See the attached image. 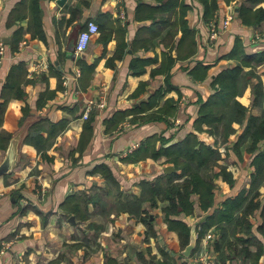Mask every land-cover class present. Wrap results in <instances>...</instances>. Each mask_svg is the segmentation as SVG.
Instances as JSON below:
<instances>
[{
    "label": "crops",
    "instance_id": "0c3cea01",
    "mask_svg": "<svg viewBox=\"0 0 264 264\" xmlns=\"http://www.w3.org/2000/svg\"><path fill=\"white\" fill-rule=\"evenodd\" d=\"M19 1L0 0V43L4 44L0 63V93L9 68L24 61L28 80L22 87L27 96L25 99H10L0 130L17 133L34 116H47L53 122L67 119L68 124L49 140L44 156L34 145L18 143V155L11 171L0 176V264H48L58 257L60 264H143L139 254H143L147 261L154 256L153 264L159 260H167L168 264H193L195 252L202 245H211L217 259L218 253L212 242L222 237L221 228L226 227L229 240L234 241L236 236L246 237L243 230L237 228L234 231L233 224L225 223L213 224L203 232L202 222L216 207L222 205L226 197L234 196L243 189L248 191L254 171L252 154L245 150V144L242 157L239 158L225 144L223 147L220 142L215 144V137L211 133L206 130L196 132L193 120L199 99H205L213 92L211 81L215 74L227 65L236 63L234 59L226 58L236 38L242 41L247 53L264 50V22L253 27L241 23L237 17V5L248 3L247 0H233L228 4L220 1L216 12L218 35L212 41L207 39L208 27L202 19V6L192 1L193 6L188 10L187 19L196 30L197 51L191 59L175 62L170 79L173 87L159 101L161 105L167 97L176 100L185 97L184 106H178L175 112V117L180 119L178 125L173 122L172 115L168 121L142 123L131 120L132 112L142 101H146L157 88L166 87L165 72L152 70L159 67L162 51L169 50V45L163 39L168 27L149 47L134 50L129 43L139 27L150 26L153 22L152 18L143 21L135 18L134 10L138 0H39L45 39L30 36L27 30L28 18L13 24L7 23L10 11ZM227 6H232L235 14L223 26ZM72 12L74 18L71 19ZM88 20L104 24L105 31L111 32V39L104 44L98 32L89 40L82 54L76 57L70 46L74 45L79 31L86 27ZM17 29L22 30V37L18 49L12 50L10 44ZM116 33L123 35L127 46L120 51V56L115 57ZM81 57L88 63L97 61L89 85L81 88L80 76L72 85L71 81L65 85V75L71 74L76 68H80L81 73L78 63ZM134 57L148 60L145 72L132 74L129 63ZM107 60H113L115 66H109ZM197 62L211 65L205 78H194L190 74L189 70ZM255 72L264 85V61L256 64ZM256 81L253 78L237 98L249 107V114L258 115L264 108V100L260 106L252 105V89ZM141 82H145V85L138 94L133 95ZM49 89H56L55 95L42 106H37L40 93ZM2 100L0 95V102ZM89 101L91 107L87 116H84ZM24 106L31 113L28 118L22 116ZM117 110H128L129 114L115 127L111 128L110 125L107 129L105 120ZM91 112L92 133L86 145L79 148L83 124ZM233 125L236 132L229 137L230 145L242 130L239 123L234 122ZM191 130L204 142L218 147L221 158L217 164H226L232 173L233 183L229 184L220 175H213V205L208 210H202L198 196L193 195V212L172 216L185 220L190 225L191 236L195 232L197 237V247L192 254L180 256L182 248L177 234L164 223L162 207L167 204V199L155 196V204L149 199L136 201L142 192V182L154 183L157 178L164 177L166 167H173L172 163L167 161L165 155L137 161L126 160L130 152L126 149L136 141L139 144L135 148L139 147L153 133L170 138L164 144L170 145ZM160 144L157 141L156 147ZM260 145L263 148L264 142ZM5 151L0 146V161ZM102 164L112 170L118 183H109L96 171L95 168ZM217 164L206 171L205 176L210 178L212 172L218 171ZM259 191V199L263 202L264 182ZM81 192L90 198V202L87 204V219L79 221L73 213L65 215L60 204L69 194ZM36 207L44 213L51 212L46 221ZM146 214L154 219L156 237L146 234L147 227L142 219ZM70 215H74L75 223L69 220ZM250 219L253 223V237L262 245L261 255L254 264H264V224L260 209ZM208 232L213 233L211 240L207 239ZM248 246L250 251L257 249L256 242ZM252 263L250 257L241 256H234L227 261V264Z\"/></svg>",
    "mask_w": 264,
    "mask_h": 264
},
{
    "label": "trees",
    "instance_id": "16d2710c",
    "mask_svg": "<svg viewBox=\"0 0 264 264\" xmlns=\"http://www.w3.org/2000/svg\"><path fill=\"white\" fill-rule=\"evenodd\" d=\"M192 1H197L202 6V19L207 25L217 12L220 1L230 3L233 0H138L134 16L137 20L153 19L150 26H141L130 40V44L136 50L140 47H149L154 44V40L163 35V31L168 27L164 35L166 45L169 50L162 51V60L156 70L152 72H165L166 87L157 88L146 101L134 109L131 120L140 121L142 123L149 121H168L169 116L175 117L178 108V99L167 97L161 105L159 101L165 92L172 88L171 70L176 61L191 59L197 51L196 30L189 25L187 19L188 10L193 6ZM248 3H240L237 5V17L241 23L253 27H257L264 22V0H247ZM28 18L27 30L32 38L45 39L42 25V14L39 0H20L17 5L10 11L7 17V23L13 24ZM74 18L72 12L71 19ZM161 26H158V24ZM99 25V24H98ZM99 39L104 43L111 39V32L105 31L104 24L99 25ZM124 33V30L123 32ZM179 35V36H178ZM178 36V38H177ZM22 37V30L14 31V37L11 41V49L16 50L19 40ZM117 41L116 56H120V51L127 46V42L123 39L122 34H115ZM176 38V40H175ZM226 58L234 59L235 64L227 65L218 71L211 81L213 92L205 99H199V105L196 117L193 120L194 130L196 132L206 130L215 137V144L220 142L225 144L227 148H231L239 158L242 157V148L252 154L251 164L254 171L251 176V183L247 190H241L234 196L226 197L220 207H216L212 213L207 215L206 220L202 222V231L207 230L211 225L233 224L234 231L237 228L243 230L246 237L236 236L235 240L227 238L226 227L222 229V237L213 242L214 250L218 253L217 260L219 264H227L234 256H241L253 261H258L262 245L257 238L253 237V223L250 216L258 209L261 211L264 224V201H260L259 186L264 182V146L261 148V142H264V108L258 115L249 114V107L241 103L237 96L241 95L249 82L256 78L257 81L253 85V106H260L264 100V85L260 76L255 72L257 63L264 61V50L259 52L247 53L244 45L239 38L235 39V43L231 50L226 54ZM113 59V58H112ZM81 66V75L79 86L86 88L91 80L93 71L97 61L88 63L84 58H78ZM148 60L142 57H134L130 60L129 67L132 74H141L145 72ZM107 64L111 67L115 63L107 60ZM210 64L197 62L190 70V74L194 78H205L208 74ZM248 67V69H245ZM27 68L24 61L13 64L6 75V79L2 84L0 102V126L2 125L4 113L8 102L11 98H26V92L22 84L27 82ZM145 82H141L133 93L138 94ZM56 89L45 90L39 95L37 106H42L48 98L55 95ZM43 99V100H42ZM159 105V106H158ZM155 106H158L155 108ZM155 108V109H153ZM135 113V114H134ZM26 106L23 108V118L31 116ZM129 114L128 110H117L112 117L105 120L107 129L115 127ZM92 112L84 121L83 129L80 135L79 148H82L90 139L92 133ZM234 122L242 126V130L238 133L236 140L230 145L229 137L236 132ZM68 124L67 119H60L53 122L47 116H34L28 125L23 142L34 145L40 154L45 155V148L49 140L56 136L58 132L63 130ZM206 124V127H203ZM191 130L185 132L182 137L170 145H164L170 140L163 136L153 133L142 141L139 147L133 149L126 156V160L137 161L147 157L157 158L165 155L167 161L172 163L174 170L164 174V177L157 178L154 183L149 181L142 182V192L136 197L137 202L149 199L155 204V196H161L167 199V204L162 207L164 212V221L168 229L176 232L183 249L190 241L191 228L183 219L174 218L173 215L180 213L189 214L194 210L193 195L198 196L199 205L202 210H208L213 205L215 198V183L212 179L213 175H220L229 184L233 183L231 171L227 169L225 163L217 164L221 158V152L218 147H213L201 140L198 134ZM46 132V135H44ZM11 132L0 130V146L6 150ZM157 141L161 144L156 147ZM229 146V147H228ZM217 164L219 169L211 173V177L205 176L206 171ZM96 171L100 172L105 179L111 183H118L112 173V170L106 165L97 166ZM90 198L84 193H71L61 202L60 208L65 215L75 214L76 218L81 221L88 217L87 204ZM43 220H47L48 214L36 207ZM150 214L142 217L146 224V234L156 237L157 232L154 228V219ZM201 231V232H202ZM201 232L199 237L201 236ZM256 240H254V239ZM256 242L257 249L250 251L249 243ZM241 244L240 246L238 245ZM197 247V245H196ZM195 247V249H196ZM161 250L164 249L161 247ZM194 251V250H193ZM164 252V251H163ZM143 264H153V258L147 259L143 254H139ZM60 257L50 261L48 264H60ZM71 264V263H70ZM156 264H168L167 260H159Z\"/></svg>",
    "mask_w": 264,
    "mask_h": 264
},
{
    "label": "built area",
    "instance_id": "2783aa9c",
    "mask_svg": "<svg viewBox=\"0 0 264 264\" xmlns=\"http://www.w3.org/2000/svg\"><path fill=\"white\" fill-rule=\"evenodd\" d=\"M233 14H234L233 7L227 6L226 14L222 22L223 26H226L230 22V19L233 17ZM207 27H208L207 39L209 41H212L216 38L218 34V24L216 23L215 20H213V22H211L210 24L209 23L207 24ZM98 32H99L98 23L94 20H88L86 27L79 31L76 37V40L74 42V45L72 46L73 47L72 51L76 57L82 54V52L86 49L89 43V40ZM3 54H4V44L1 42L0 43V63L2 61L1 57H3ZM80 74H81L80 68L74 69L71 74L64 76L63 83L65 85H69L72 82L71 83L72 85L73 82L80 76ZM185 102H186L185 97H182L180 100H178L177 105L182 107L184 106ZM90 107H91V101H89V103L86 104L84 116H87ZM173 122H175V124L178 125L180 123V119L178 117H174ZM138 144H139L138 141L133 142L126 150L131 151L136 146H138ZM221 145L222 147L224 146L223 144ZM0 194H1V191H0ZM206 236L208 240H211L213 238V233L208 232ZM192 263L193 264H218V261L216 259L212 246L210 245L209 247H207V245H202L200 250L195 252Z\"/></svg>",
    "mask_w": 264,
    "mask_h": 264
},
{
    "label": "water",
    "instance_id": "95a60500",
    "mask_svg": "<svg viewBox=\"0 0 264 264\" xmlns=\"http://www.w3.org/2000/svg\"><path fill=\"white\" fill-rule=\"evenodd\" d=\"M61 1V0H59ZM72 45L70 46V49H72ZM28 118V116H27ZM31 122V120H30ZM29 122V123H30ZM29 123H26V126H23L21 130H19L17 133H12V136L10 138L9 144L6 148L5 154L3 158L0 161V176L4 175L6 173H9L12 169V166L14 165L17 155H18V150H17V145L18 143L23 142V137L26 133V130L28 128ZM173 170V167L171 165H168L166 167V172H171ZM69 220L75 223V218L74 215L69 216ZM197 244V237L195 235V232L190 235V241L189 243L182 249L181 255L184 256H190L195 249ZM165 246V244H164Z\"/></svg>",
    "mask_w": 264,
    "mask_h": 264
},
{
    "label": "rangeland",
    "instance_id": "374dc122",
    "mask_svg": "<svg viewBox=\"0 0 264 264\" xmlns=\"http://www.w3.org/2000/svg\"><path fill=\"white\" fill-rule=\"evenodd\" d=\"M234 14H235V10H234ZM234 14H233V16H234ZM216 16H217V13H215V15H214V17L209 21V24L211 23V22H213V20H215L216 21ZM233 18V17H232ZM231 18V19H232ZM230 19V20H231ZM216 23H217V21H216ZM218 35V34H217ZM217 37V36H216ZM2 58V57H1ZM235 171H237L236 169H235ZM251 181V180H250ZM248 182V181H247ZM263 184V183H262ZM262 184L259 186V188L262 186ZM2 193V192H1ZM1 195V194H0ZM164 223H166L165 221H164ZM159 239H160V237H159ZM161 240H162V238H161Z\"/></svg>",
    "mask_w": 264,
    "mask_h": 264
}]
</instances>
